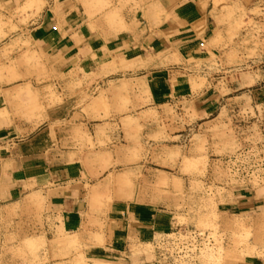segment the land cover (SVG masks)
I'll list each match as a JSON object with an SVG mask.
<instances>
[{"label": "crops", "instance_id": "1", "mask_svg": "<svg viewBox=\"0 0 264 264\" xmlns=\"http://www.w3.org/2000/svg\"><path fill=\"white\" fill-rule=\"evenodd\" d=\"M24 1L0 0L2 20ZM43 1L27 28L0 40V264H23L11 252L32 233L48 242L46 264H164L162 253L133 256L129 247L151 243L189 202L186 184L174 191L159 168L166 149L151 152L153 137L182 135L180 121L171 126L182 107L200 126L230 107L219 79L199 89L189 60L264 54V0H242V28L215 0ZM102 96L125 103L106 117L96 108ZM130 115L138 120L124 128L119 119ZM89 138L105 144L92 150ZM219 199L228 235L242 223L262 253L229 249L224 264H264V184H234ZM63 233L80 236V255L59 252Z\"/></svg>", "mask_w": 264, "mask_h": 264}, {"label": "rangeland", "instance_id": "2", "mask_svg": "<svg viewBox=\"0 0 264 264\" xmlns=\"http://www.w3.org/2000/svg\"><path fill=\"white\" fill-rule=\"evenodd\" d=\"M241 2L242 0L214 1L225 13L229 10L227 14L222 15L228 19H241L238 28L244 25ZM44 5L43 0H26L12 11L8 22L3 21L4 17L0 16V40L6 35L3 32L5 29L27 28L30 20L41 12ZM14 18H17L16 22H12ZM249 24L254 33L262 31L256 23L252 24V20ZM255 51L256 49L252 47L243 56L235 54L227 59L220 54L190 58L189 61L194 63L195 68L187 72L194 78L202 80L199 89L205 88L209 81L210 91L213 78H217L220 80L221 94L229 93L234 101L230 103V107L223 108L220 116L208 122L206 126H200L202 121L197 120L192 106L182 107L181 110L184 111L182 114L177 115L173 112L177 118L172 119L171 126L179 121L182 124L180 127L173 126L178 129L176 134H185L189 127L193 129L186 143L178 141L180 136L177 135L167 136L165 142L159 140V135L153 137L155 145L150 147L153 148L151 152H156L158 146L166 149L160 153L165 160L161 162L159 168L166 170L165 175L171 178L174 191L182 193L186 184L190 197L187 207L184 210L176 208V212L172 214L170 227L156 233L151 243L141 241L131 243L130 254L133 256L164 253L162 254L164 264H175L164 256L163 240L180 234L189 235L193 231L200 233L207 241L204 243L202 239L201 249L192 257L193 262L181 260L177 264H224L229 249L240 255H262L258 246L249 245L254 233L251 228L245 227L242 223L236 224V228L228 235V230L220 224V216L217 213L218 201L221 200L219 196L230 186L244 183L253 186L264 184V54ZM202 65L206 67L203 72L200 71ZM224 65L235 67L225 69ZM226 80L233 81V86L227 87ZM232 88L235 91L232 92ZM99 93L103 91L100 90ZM97 94V91H92L86 96L91 100ZM122 103L125 102H109L105 97L96 108L105 109L106 117H109L110 111H119L118 105ZM119 120L125 128L134 124L138 118L130 115ZM137 129L138 133L142 131L141 126ZM96 141L98 145L105 144L102 140ZM160 143L161 145H158ZM97 144L89 138L92 150ZM140 152L141 150L139 156ZM182 177L186 178V181L182 180ZM63 234L64 242H68L58 247L59 252L66 255L74 253L76 257L80 255L83 249L80 236L75 234L70 237L66 233ZM11 253L23 257V264H46L49 260L50 247L44 238L32 233ZM76 264L82 262L76 261Z\"/></svg>", "mask_w": 264, "mask_h": 264}, {"label": "built area", "instance_id": "3", "mask_svg": "<svg viewBox=\"0 0 264 264\" xmlns=\"http://www.w3.org/2000/svg\"><path fill=\"white\" fill-rule=\"evenodd\" d=\"M193 129L189 127L185 134L180 136V141L186 143L187 139L190 137ZM202 239L206 243V238L204 239L200 233L192 232L189 235L180 234L175 237H168L163 240V245L165 246L164 251L167 258L173 261L175 264L178 261L184 260L193 262L192 257L201 249ZM164 254V253H162Z\"/></svg>", "mask_w": 264, "mask_h": 264}]
</instances>
